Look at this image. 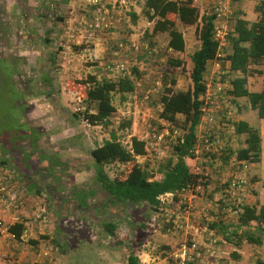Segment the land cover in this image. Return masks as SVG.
Listing matches in <instances>:
<instances>
[{
  "label": "rangeland",
  "instance_id": "rangeland-1",
  "mask_svg": "<svg viewBox=\"0 0 264 264\" xmlns=\"http://www.w3.org/2000/svg\"><path fill=\"white\" fill-rule=\"evenodd\" d=\"M243 1L249 6L247 9L261 2V0ZM6 4L5 0V3L0 5L2 28L13 27L10 21L17 17L20 10L23 17L36 19L35 26H32L33 32L36 36L40 34L44 47L39 56L30 52L29 55L24 53L28 58L27 56L18 58L20 41L15 37L23 35L21 30L18 29L14 35L7 30L9 39H6L5 30L0 28V176L6 187L11 189L10 193L14 197L10 206L7 205V201L3 206L5 209L8 206L9 214L14 215L17 222L22 223L25 228L19 240L0 234V264H126L128 254L137 258L140 264H174L169 255L186 238L183 230L170 229L172 224L168 221V216L174 211L167 207L162 208V205L157 211H152L147 205L134 208L128 206L123 211H117V216L110 215L106 211L107 214H100L98 218H95L90 214V209L85 211V214H78L79 210L75 209V204L72 202L80 206L84 203L90 207L92 203L86 204L87 197L102 199L101 189L94 178L98 165L97 167L94 165L88 153L95 146L108 140L110 133H113L126 147L129 138L132 137L130 135L135 134L138 138L141 137L151 120H155V128L161 127V132H166L168 128H171L157 118L160 110L157 102L163 90L160 77L162 74L173 75L175 90L185 91L190 88L189 57L199 45L197 36L194 34L195 26L180 25L178 22L175 24L176 29L183 36L184 49L181 53L165 49L166 36L164 34L152 35L151 41L154 42V46L150 48V52L153 56L145 59L146 56L142 55L141 44L147 45L149 42L145 39L144 32H149L151 23H147L141 16L143 0H97L96 4H93L92 0H33L32 3L25 0L17 10L9 8L6 10ZM211 5L212 0H194V6L199 15L203 12L211 13ZM131 14H134V20ZM223 23L224 27H229V19L223 20ZM96 24L98 26L94 27ZM43 33L44 37L41 36ZM119 44L122 46L120 49ZM50 51L55 54L54 62L53 60L50 62L47 58ZM23 58H26L29 63ZM167 58L181 60L182 71L165 68L164 63ZM10 63L19 64L18 74L14 75L15 71L13 73V66H9ZM112 64L123 66L122 74L133 80L134 90L130 94L112 96L115 112L105 127L91 126L83 119L86 110L91 112V106L89 107L84 102L83 81L90 75L96 80L121 77L122 74L109 73L107 68L113 66ZM58 65H61V70L64 72L61 80H58L56 76ZM221 67L224 68L223 64ZM132 68L136 69V74L131 73ZM258 70L261 71L259 77L256 79L253 77L249 83L264 88V73H262L264 64L258 67ZM209 73L210 69L207 77L204 74L205 82L211 85V88L220 84L218 76L212 75L210 78ZM48 76L51 77L49 80ZM63 86H66L65 91ZM23 88H25L24 92H22ZM27 93H31L33 97L42 93L44 97H47L46 101L55 109L54 113L60 122L80 129L81 138L77 135L68 140L69 144L75 143L78 148H81L78 155H76L77 152L74 155L50 152L49 147H42V150L36 151L38 135L32 130L36 126L32 110L35 104L42 103L43 97L40 96L35 100L31 111L28 109V118L24 120L21 116L25 114H20L19 107L23 99L27 101ZM224 106V116L226 115L229 120L246 118L250 121L256 118L254 112L234 108L229 104H224ZM20 118L21 122L18 120ZM177 118L182 121V117ZM263 121L264 119L261 120ZM126 122H129L127 128H118ZM251 123L253 127H258L255 120ZM196 132L198 134V129ZM52 133L56 140L53 141L56 147L63 146L64 148L58 128ZM174 135L171 137L172 140ZM67 148L73 149V146H65V149ZM158 150L157 147L151 148L146 155L136 157L134 162L140 166L148 163L147 168L150 172H155L156 166L161 164V161L156 159L158 155L155 152ZM259 157L260 162L257 164V169L264 180V127L260 135ZM186 164L191 166L189 161ZM129 166L130 164L114 163L102 166V170L109 178H113L119 171L128 170ZM248 168L247 166L239 172L247 183L244 191L247 198L250 197L247 195L250 190L247 180V173L250 170ZM85 169L87 170L83 172L81 180L85 186L89 180H94L91 184L93 190L96 191L95 194L92 195V192L80 184L70 185L68 198L62 205V208L65 207L62 210L65 216H62L61 212L58 217L55 216L47 198L43 207L33 210L34 207H31L33 201L43 202L45 198L42 195L43 191L41 194L39 189L42 197L33 193L35 184L32 180H35L37 173L41 172L60 180V178L67 179L66 176L74 171L82 172ZM154 178L158 176L155 174ZM213 184L212 190H207L200 196L198 206L192 210L191 217H188V223L191 221L190 218H196L200 222L208 218L209 212L212 213L204 202L212 201L213 194L220 187L217 180H213ZM82 197L85 202L80 199ZM166 203L168 201L165 200L164 204ZM259 203L264 205V188L262 187L259 191ZM29 205L30 209H28ZM117 208L118 206L114 207V212ZM32 210L33 216H31ZM204 213L206 215L202 216ZM36 215L45 216L47 221H50L52 231L47 236H52L51 238H46V233H39ZM109 218H112L111 221L116 224L114 234L111 236L105 233L101 225ZM47 224L48 222L40 228L47 231ZM194 225L200 226L198 223ZM166 227L169 231H165ZM56 230L57 232H54ZM242 252L246 253L245 258L253 264H264V243L256 248L246 246ZM259 256L261 259H258Z\"/></svg>",
  "mask_w": 264,
  "mask_h": 264
},
{
  "label": "trees",
  "instance_id": "trees-1",
  "mask_svg": "<svg viewBox=\"0 0 264 264\" xmlns=\"http://www.w3.org/2000/svg\"><path fill=\"white\" fill-rule=\"evenodd\" d=\"M235 2L231 4V9ZM263 6L264 0L254 6L256 11H260L255 21L251 20V15L248 12L244 13L238 9L231 10L226 44L219 51L218 44L213 37L215 28L213 12H203L199 15L194 6V0H143L141 16L147 23H151L149 32H144L145 39L149 42L147 45L141 44L142 55L146 56L145 59L150 58L148 56H153L150 52V48L154 46L151 38L156 33L166 36V50L174 53L183 52L184 41L182 34L175 27L177 22L180 25L195 26L194 34L197 36L199 45L189 57L191 86L188 90H175L173 75L162 74L160 77L163 90L157 102L160 106L157 118L171 127L167 130L170 136L175 135L173 140H168V136L165 137L163 142L157 146L159 150L155 153L158 155L161 151L162 155H158L156 158L161 161V164L156 166L155 172H150L147 168L148 163L140 166L134 162L136 157L147 154L144 143L134 136L129 138V143L125 147L113 133H110L108 140L89 151L88 155L94 165L96 167L98 165L95 180L102 191L108 195L109 203L123 204L132 208L147 205L152 211L159 210L162 205V208L167 207L176 211L175 205L179 200L177 195L193 184L197 178V175L192 173L191 166H187L186 163L192 158L202 106L201 97L206 84L204 73L213 61L220 62L223 67L224 64L227 65L223 68L224 74L220 76L219 82L223 84L220 91L228 104L238 109L248 107L258 119H264V90L251 92L247 89V78L254 74H261L257 68L264 64ZM131 16L134 20V14ZM120 46L119 44V49L122 48ZM182 64V61L176 58H167L164 63L165 68L179 69L180 71H182ZM131 73L136 74V69L132 68ZM123 75L115 79L102 78L100 80H96L94 76L90 75L83 81L85 86L84 102L89 107L91 106V112L90 110L84 112L83 119L86 123L91 126L105 127L115 112L112 96H122L133 92V80L129 76ZM89 107L87 106V109ZM177 117H182V121ZM218 117L224 120L222 115ZM225 121L232 127L235 145L227 147L220 160L225 163L233 158L248 164H257L260 158L258 130L244 120L228 119ZM155 125V120H151L145 131L152 129L158 133L161 132V127L155 128ZM128 126L129 122H126L118 128L125 129ZM114 163L130 164V166L128 170H121L113 178H109L102 170V166ZM155 174L158 178H154ZM262 188H264V183H262ZM35 194L40 195L38 191ZM165 194L172 195V202L161 204L158 198ZM240 209L241 211L234 221L229 220V217L223 214L219 213L217 216L213 212H209L208 218L200 222L196 218H190L191 221H189L193 223V226L198 223L200 226L195 227L203 232L206 230L211 232L212 235L209 238L216 239V247L229 244L232 250L227 257L231 258L230 261L235 264H239L241 261V254L238 252L242 251L244 247L256 248L264 243V205L243 204ZM101 225L108 236L114 234L115 222L110 221ZM167 227L165 231H167ZM24 231L22 223L16 222L7 226V233L15 240H19ZM45 237L49 238L47 235ZM226 259L228 261V258ZM125 263L140 264L137 258L131 254H128ZM194 264L201 263L195 262Z\"/></svg>",
  "mask_w": 264,
  "mask_h": 264
},
{
  "label": "built area",
  "instance_id": "built-area-1",
  "mask_svg": "<svg viewBox=\"0 0 264 264\" xmlns=\"http://www.w3.org/2000/svg\"><path fill=\"white\" fill-rule=\"evenodd\" d=\"M235 1L239 0H212L211 8L215 17L213 37L218 44L219 51L226 44L227 28L223 26V20L229 19L231 4ZM92 3L96 4L97 0H92ZM97 26V24L94 25V27ZM112 65L107 68L109 73L121 72L122 74L124 72L122 65ZM210 66L214 75H217L218 80H220V76L224 74V71L221 69L222 67L219 65V62L215 60ZM220 88L221 83L217 84L215 88H211L208 83L205 84V91L201 97L202 106L197 127L198 134L196 132L192 158L189 161L192 173L197 175V178L193 184L177 195L179 200L176 202V211L168 216V221L172 224L170 229L183 230L186 237L169 255L171 262L174 264H194L195 262L203 264V257L214 258L216 256V239L208 237L206 243H204L202 241L203 231L193 226L190 222L188 223V217H191L195 204L200 201V196L207 190L210 191L214 188L213 180H217L220 187L213 194L214 198L212 201L206 200L204 202L207 204L208 210L217 216H219V213L223 214L229 217V220L232 219L234 221L241 211V205L247 204L244 193L247 183L239 173L240 170L246 169L247 163L233 158L225 163L220 160L225 149L235 145L232 127L225 121L228 117L225 116L224 120H221L220 117L216 116L218 111L221 110L220 106L228 104L225 97L221 94ZM167 136L168 140L172 137L168 131L158 133L151 129L143 133L138 139L144 143L148 151L151 148L159 146ZM158 155H162V152L158 153ZM4 198L7 200L8 206L11 205L14 199L8 187H6L3 178L0 176V201L5 202ZM164 198L168 203L172 202V195L165 194L158 198L161 204L164 203ZM205 215L204 213L202 216ZM37 219V224L40 227L47 223L45 216L39 215ZM16 222L17 218H14L12 224ZM0 234L9 235L7 233V226L1 218Z\"/></svg>",
  "mask_w": 264,
  "mask_h": 264
},
{
  "label": "flooded vegetation",
  "instance_id": "flooded-vegetation-1",
  "mask_svg": "<svg viewBox=\"0 0 264 264\" xmlns=\"http://www.w3.org/2000/svg\"><path fill=\"white\" fill-rule=\"evenodd\" d=\"M24 1L25 0H14V1L13 0H6L7 4L5 5V9L7 10L9 8L10 10H17L18 8H20L21 5L24 4ZM27 1L29 3H32L33 0H27ZM3 3H5V0H1L0 5H2ZM1 20H2V18L0 17V25H1L0 28L5 30L4 34L6 36V39H9L8 38L9 31H7V30H10L12 32V34L14 35V33L17 32L19 29V30H21V34H23L21 37H15L17 40L20 41L19 49H18L20 52L18 51L19 54L17 55L18 58L25 57L27 55L24 53H28V55H29L30 52L36 54V56L40 55L44 45L41 41L40 34H38V36H36V34L33 32L32 26H35L34 23L36 21V19L34 17H29V18L23 17V13L19 10L17 17L15 19H12V21H10V22H12L13 27L9 26L7 28L6 27L2 28V24H1L2 21ZM14 22H15V24H14ZM41 36L44 37V33ZM12 39H14V37ZM7 41H9V40H7ZM45 41H46V38H45ZM14 44H15V42H14ZM26 58H28V56ZM26 58H23V59H25L26 62L29 63V61ZM9 66H13V73L15 71L14 75L18 74L19 64H11L10 63ZM13 76H11V77H13ZM24 90H25V88L22 89V92H24ZM26 96H28L27 101H24V99H23L20 102L21 106L19 107L21 109L20 114L21 115L25 114V115L21 116L22 118H24V120H26L28 118V115H27L28 109H30L29 111H31V109L33 107L32 105L34 104L35 100H37L40 96H42L43 101L45 102V103H39L40 109H38L36 106L32 110V112L35 115V119L33 121H35V123H36L35 128H33L32 130H34L35 134L38 135L36 138L37 144L35 145V147L37 148L36 151L42 150L41 149L42 147H44V148L49 147L50 152L59 153V154H62V153H69L70 154L71 153L70 148L65 149V146H69V145H67L69 138L77 136V135L80 136V133H81L80 129H76L75 127L66 126L63 122H60V119L56 116L54 111H52L49 107L48 108L45 107L47 97H44V95H42V93L38 94L36 97H33L31 95V93H27ZM71 115H73V117H74V114H72V112H71ZM18 120L21 122L22 119L20 118ZM57 128L59 130L60 138L62 140L61 143L64 144V148H63V146L56 147V145L53 143V141H56V140H55L52 132L54 130H56ZM52 135H53V137H52ZM80 138H81V136H80ZM29 144H30V142H29ZM78 152L79 151H77L76 155H78ZM74 153L75 152H72L73 155H74ZM37 168L38 167L36 166V169ZM37 170H39V169H37ZM86 170L87 169H85L82 172L74 171L73 173L66 176L67 179L60 178V180H57L56 178L53 179L52 177H49V176L47 177V175L45 178L40 179L41 176L44 175L41 172L37 173V175L35 176L36 178L34 176H30V177L35 178V180H32V181L34 183H36V185L38 184L39 188L42 189L43 194L49 198L50 202H52V205L54 207V206L60 204L62 202V200H65L68 198V195H69L68 191L70 190L69 185L64 183L66 180L68 181V179L69 180L70 179L76 180L75 185H78L77 180H80L79 181L80 185L85 187L88 191L92 192V195L95 194L96 191L93 190V187L91 184L92 182H94V180H89V182H87L86 186L83 185V182L81 180L83 172H86ZM75 172H77V173H75ZM94 178H95V174H94ZM53 180H55V181H53ZM99 188H100V185H99ZM100 194L102 197L101 200L94 199L92 196H89L86 199V204L90 205L92 203V205H90V207H88V209L91 210L90 214L93 215L92 217L98 218L100 214H107L106 211H108L110 215H116V214H118L117 211H121V210L123 211L124 208H126V206L123 204H118L116 206L111 205V204L115 205V203H109V197L104 191H102V189L100 190ZM94 197H95V195H94ZM84 201H85V199H84ZM117 206H118V208L115 209L116 212H114V207L116 208ZM94 211H95V215H94ZM111 220H112V218H109V219H106L104 222L107 223V222H110ZM105 223H102V224H105Z\"/></svg>",
  "mask_w": 264,
  "mask_h": 264
},
{
  "label": "crops",
  "instance_id": "crops-1",
  "mask_svg": "<svg viewBox=\"0 0 264 264\" xmlns=\"http://www.w3.org/2000/svg\"><path fill=\"white\" fill-rule=\"evenodd\" d=\"M247 7H249V6H247V3L244 2L243 0L237 1L234 4V9L241 10L244 13H247V12L250 13L251 20L252 21H255L258 18V16H259L258 13H260V11H256L255 10L256 7H253V6H251L248 9H247ZM253 14H255L254 17H253ZM47 58L50 60V62L52 60L54 62L55 54L50 51L49 54H48V56H47ZM60 66L61 65H58V67L56 68V72H57V75L56 76H57L58 80H61L64 77V72L61 70V67ZM224 67H227V65L224 64ZM209 69H210L209 77L211 78L212 75H214V73H213L212 68H211L210 65H208V67H207V69H206V71H205L204 74H206L205 76L207 77V73L209 72ZM262 73H264V71ZM259 75L260 74H254L253 76L247 78V89H248V91H251V92H259L261 90H264V88L256 87V86L252 85V83H249V80L250 79H253V77H254V79H256V78L259 77ZM50 78L51 77L48 76V80ZM60 85L62 87V83L61 82H60ZM250 85H251V87H249ZM65 87L63 86V90L64 91H65ZM210 87H211V85H210ZM212 87L215 88L216 86L215 87L212 86ZM42 103H45V102L43 101ZM36 106H37L38 109H40V104H35L34 107H36ZM45 107L46 108L49 107L52 111L55 110L47 101H46ZM220 108H221L220 111L216 110V111H218V113L216 114V116L222 115L223 118H224L226 116V115L224 116V112H225L224 109L225 108L223 106L222 107L220 106ZM114 109H115V107H114ZM243 109H245L244 111L247 110L250 113H253L251 110H249L248 107L247 108H241V110H243ZM236 120H238V118ZM239 120H242V121L244 120L249 125L252 124L251 121L255 120L257 122L256 125L258 126V127H255V128L258 130L259 137H260L261 133L263 132V127H264V121L261 122V120H263V119H258L256 117L255 119L253 118L250 121L248 119H246V118L245 119L244 118H239ZM139 134H140V132H139ZM130 136H134V137H137L138 138V136L135 135V134H131ZM130 136H128V137H130ZM52 137H53V135H52ZM67 145L73 146V149H70L71 150L70 151L71 153L72 152H75L76 153L77 151H80V149H81V148H78L75 143H73L72 145L68 143ZM41 153H43V152H41ZM259 162H260V160H259ZM259 162L257 164H259ZM257 164H248L247 163V166L249 167L248 169H250L248 171V173L246 172L247 173L248 186H249V189H250L249 190V193L247 195H250V197L247 198V196H246L247 199L245 198V201H246L247 204H258V205H262V204L259 203V191H260V189L262 187V183H264V180L261 177V173L259 172V169H257ZM45 177H46V175L41 176L40 179L45 178ZM49 177H51V176H49ZM53 181H55V180H53ZM75 181L76 180H68V181L66 180L64 183H66L69 186L70 185L74 186L75 185ZM79 181L80 180H77V184H79ZM34 184H35V188L33 189L34 195H36L35 193L38 191V189L41 191V194H42V189L39 188L38 184L37 185H36V183H34ZM26 185H28V184H26ZM8 189L11 192V189L9 187H8ZM40 191H38V193ZM41 194H40L41 197H42V195L45 196L44 194H42V195ZM46 198L49 199L48 197L45 196V198H43L44 199L43 202L38 201V200H36L34 202L32 200L33 201V204H31V207H34L33 210L35 208H38V207H43L44 206V203L46 204V202H47ZM80 199L83 202H85L83 197L80 198ZM4 200H5V202L7 201L5 198H4ZM5 202L0 201V218L8 226V225H11L12 224L13 219L16 218V217L14 215H12V214H9L7 207H6V209L4 208L3 205L6 204ZM63 202H64V200H62V202L60 204H58V205H56V206L53 207L52 202H50V200H49V205L52 206L53 213L57 217H58V215H59L60 212H61V215L62 216H65V214L62 211L65 208V207L62 208ZM72 203L75 204V209L76 210H79V212H77V213L80 214V215L85 214L84 212L89 210L88 209L89 206L85 205L84 203L81 206L80 205H77L75 202H72ZM111 205L116 206V204L115 205L114 204H111ZM197 206H198V203L195 204L194 208L197 207ZM28 209H30V205L28 206ZM33 210L31 211V216H33V214H34ZM25 215H27V213ZM94 215H95V211H94ZM31 216H30V218H32ZM36 216H39V215H36ZM47 222H48V224H47V231L41 229L40 226H39V229H40V232L39 233H46V235L49 234V233H51L52 230L50 229V221L48 220ZM31 224H33V222H31ZM54 232H57V230L54 231ZM211 235H212L211 232H208L207 230L204 231L202 233V241L204 243H206V240L208 239V237H211ZM51 237L52 236H50L49 238H51ZM231 250H232V247L229 244L228 245L225 244V246L220 245V246L216 247V250H215L216 251V256L214 258L203 257L204 258L203 259V264H205V263L208 264L209 262L211 264H223V262L227 261L226 258H228V261L225 264H235V263H233V262L230 261L231 258L227 257L228 253ZM242 251H244V249H242ZM242 251H239L238 252V253L241 254V259H240L241 261L239 262V264H253L248 258H245L246 257V253L245 252L243 253ZM258 259H261V256H259Z\"/></svg>",
  "mask_w": 264,
  "mask_h": 264
}]
</instances>
